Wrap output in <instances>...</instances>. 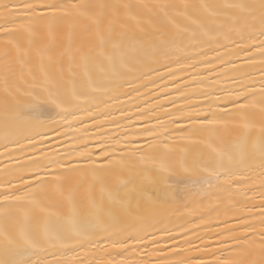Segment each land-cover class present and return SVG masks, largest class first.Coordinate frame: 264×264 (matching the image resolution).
Instances as JSON below:
<instances>
[{"label":"snow or ice","instance_id":"snow-or-ice-1","mask_svg":"<svg viewBox=\"0 0 264 264\" xmlns=\"http://www.w3.org/2000/svg\"><path fill=\"white\" fill-rule=\"evenodd\" d=\"M0 264H264V0H0Z\"/></svg>","mask_w":264,"mask_h":264}]
</instances>
